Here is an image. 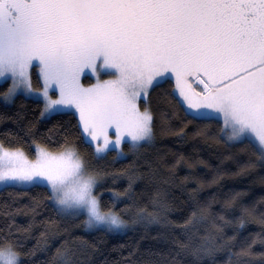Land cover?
<instances>
[{"label": "snow or ice", "instance_id": "6c2138e0", "mask_svg": "<svg viewBox=\"0 0 264 264\" xmlns=\"http://www.w3.org/2000/svg\"><path fill=\"white\" fill-rule=\"evenodd\" d=\"M86 71L95 75L94 83L84 82ZM4 83V105L22 96L40 106L39 122L54 115L70 119L39 136L30 123L23 143L34 149L32 156L11 132L0 139V192L10 190L13 197L0 203V216L8 221L0 227V264L34 259L57 238L59 245L39 264H90L97 245L73 235V228L126 233L152 225L165 230L160 235L169 246L150 248L149 259L130 264H185L182 258L187 264H264V251L255 250L257 244L264 248V211L258 210L264 196L245 203L248 190H229L216 211L215 196L196 197L203 186L198 182L187 201L190 213L173 220L158 172L185 157L168 165L167 153L157 148L158 126L161 136L223 144L237 171H222L221 161L213 183L264 170V0H0ZM79 145L96 160L109 153H115L113 164L130 154L133 159L104 171L90 165ZM122 177L127 187L111 189L104 201L97 188ZM144 177L157 187L149 203L140 205L133 185ZM21 196L30 198L16 206ZM125 199L130 203L118 207ZM49 208L54 215L38 219ZM18 215L29 217L26 225L17 224ZM250 221L262 230L240 237ZM37 227L43 230L34 237ZM30 238L36 243L25 250Z\"/></svg>", "mask_w": 264, "mask_h": 264}, {"label": "trees", "instance_id": "16d2710c", "mask_svg": "<svg viewBox=\"0 0 264 264\" xmlns=\"http://www.w3.org/2000/svg\"><path fill=\"white\" fill-rule=\"evenodd\" d=\"M33 82L36 84V77L33 76ZM38 86V85H37ZM7 83L0 85V92L6 90ZM155 93H153V105H155ZM40 106L32 99H24L22 96H18L15 102L9 105H4L0 102V139L7 140L6 133H12V139L19 140V143L25 148V151L29 153L30 156L33 155L34 149L28 148L26 144L23 143L24 140L29 139L25 135L24 129L29 126V124H35L37 131V136L40 133L46 132L48 128L53 125L64 124L70 119L67 115H54L47 121L39 122L37 118L39 117ZM75 121H73L74 123ZM191 133V126L188 129ZM22 138V139H19ZM75 139V136H73ZM78 143V141H77ZM81 152L87 157L90 165L96 168L103 169L104 171L112 172L118 169L124 168L132 159L130 154L127 159L121 160L118 163L113 164L111 162L112 156L115 153H109V155L104 160H96L92 157L91 149H86L84 145H79ZM125 150H127V145H124ZM157 148L160 149L161 154L167 153L165 156L166 163L168 165H173L180 154H183L185 160L177 165L174 169H169L167 167H161L158 172V183L159 187L167 193V199L172 205V210L169 215L170 218L176 221H182L191 211L188 207L187 201H189L192 195L191 189L198 187V182H202L203 186L196 197L200 201H207L211 197L215 196L217 202L212 205L213 209L216 211L220 210L221 203L227 198L229 190H248V195L243 197V201L248 203L252 200H258L261 196H264V183H261V179L264 178V170L255 169L243 176H232L225 175L217 182L213 183L214 177L218 175L216 170V165H221V170L225 172H235L237 171V166L231 161L226 160L225 156L229 154V150L223 144H216L212 141L207 143L200 138H192L191 136L181 140L175 135L161 136L159 126L157 127ZM246 157H242L244 159ZM203 160L206 163L200 164L198 161ZM195 165L193 168L189 169L188 165ZM143 170V169H142ZM189 177L185 180V177ZM195 177L196 179H192ZM128 181L126 177H122L116 183L112 182L111 178H107L99 188L97 192L103 191L102 199L108 201L111 198V189L116 188L119 191L127 187ZM157 185L149 182L147 177L136 180L133 185V191L135 198L140 205H145L149 203L150 197L154 194ZM10 190L0 192V203L5 201H10L13 199L9 193ZM18 192L30 191L31 196H41L43 190L34 189H17ZM29 196L19 197V204L27 203ZM130 203L129 200L125 199L118 207H123L124 204ZM259 211H264V203L258 205ZM239 208L237 207L235 215H239ZM49 215H54L49 209H41V215L38 219H44ZM231 215V214H230ZM17 224L26 225L29 217L24 215H18L15 217ZM82 220L83 217H80ZM125 219H128L125 216ZM8 221L0 216V227H3ZM74 224H78V221H74ZM42 228L37 227L33 236H37ZM262 230V226L255 221H250L247 226L241 230L240 237L246 236L249 233H257ZM165 230L159 226L152 225L147 231L143 227H138L133 230H129L126 233H106L86 230L83 227L73 228V235L84 237L85 239L96 243L97 250L91 253L90 264H130L132 259L138 261L149 259L147 256V250H159L167 249L168 244L164 243L163 237L160 233ZM228 235L233 234L231 228L226 229ZM60 238H57L53 245L49 248L48 252L40 251L36 254L34 259H29L27 257L23 258V264H39L41 260L50 257L51 253L54 252L55 247L59 245ZM36 243L35 239L30 238L26 245L27 248H31ZM135 257L123 259L128 256V252L132 249L137 248ZM239 246V245H238ZM237 246V247H238ZM256 251H264L259 244L256 245ZM187 264V258H182ZM218 260L223 261L225 256L220 254L217 257ZM207 264V261L205 262Z\"/></svg>", "mask_w": 264, "mask_h": 264}, {"label": "rangeland", "instance_id": "374dc122", "mask_svg": "<svg viewBox=\"0 0 264 264\" xmlns=\"http://www.w3.org/2000/svg\"><path fill=\"white\" fill-rule=\"evenodd\" d=\"M101 78L102 79H106L107 76L106 75H102ZM82 79L84 80L85 83H94L95 82V75L93 73H91L90 71H86L85 77H82ZM8 83H10V81ZM81 217H83V216H81Z\"/></svg>", "mask_w": 264, "mask_h": 264}]
</instances>
